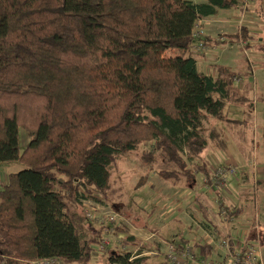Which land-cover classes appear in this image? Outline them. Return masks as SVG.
Instances as JSON below:
<instances>
[{"label": "trees", "instance_id": "1", "mask_svg": "<svg viewBox=\"0 0 264 264\" xmlns=\"http://www.w3.org/2000/svg\"><path fill=\"white\" fill-rule=\"evenodd\" d=\"M243 1L0 0V164L26 166L0 186V264H89L107 235L86 218L80 199L109 206L111 170L129 154L167 164L156 172L177 186L194 185V168L211 175L204 156L214 137L211 119L227 103L252 113L254 103L249 84H237V71L198 70L193 33L222 10L240 12ZM251 11L260 24L218 43L247 39L264 56V0ZM169 49L181 55L168 57ZM20 130L29 136L23 151ZM196 199L201 227L211 226L217 208ZM135 243L129 235L122 251L106 247L108 263L150 264L123 249ZM148 244L141 242L140 253ZM192 247L210 252L199 242Z\"/></svg>", "mask_w": 264, "mask_h": 264}, {"label": "rangeland", "instance_id": "2", "mask_svg": "<svg viewBox=\"0 0 264 264\" xmlns=\"http://www.w3.org/2000/svg\"><path fill=\"white\" fill-rule=\"evenodd\" d=\"M239 14L240 12H238L237 15L234 16V18ZM231 21H232L231 24L236 29L235 21L234 20ZM258 22H254L253 24L251 23V26L252 25L256 26L257 24L261 23ZM227 46H233L231 51L235 54L236 58L239 57L234 62L235 70H237L239 67L242 69L246 68L247 73L249 72L250 74L249 71L250 64L248 62L247 57L243 54L242 50L236 44L229 43ZM220 53L221 51H219V54ZM253 53H254V59H253L254 63L257 65L258 64L263 65L264 64L263 55L256 51ZM180 54L181 52L178 49H169L166 52V55L168 57L179 56ZM214 54H218V50H216ZM210 57L214 58L213 55H210ZM257 72L258 71H256V77H255L256 91L253 92L249 90V92L251 91L250 97H252L254 103V108L252 110L253 113L248 108H245V106H241V105L237 106L234 104L227 103L224 109L222 110V112L219 114V117L215 118L214 120L215 126L212 131L214 137H213V141L210 142L211 143L210 148H214L215 150L218 151L221 150L225 151L229 148V151L232 152V155H237V158L243 160V162L246 164V165H239V167L236 166L239 169L238 174L240 173V171L243 170L242 167H246L248 169L250 166H253L255 164V168L257 170L256 172L257 177L259 179H264V175H262V173L259 172L260 168L261 169L264 168V73L262 74L261 76L262 78H261L260 76H258ZM28 142H29V136L26 134L24 130H20V151L24 150ZM217 156L223 162V156H226V154L224 152H219ZM148 164L142 162L137 155L129 154L125 158H122L120 161H118V163L112 168L111 176L109 179V186L107 188V193H106L107 196H109V199L107 198L109 202V206L107 205L109 211L112 210L115 214L124 216V219L126 220L130 219L132 224L143 226L145 215H148V213L152 211L151 206L152 208L156 206L155 207L156 209L154 208L155 210L153 209L154 210L153 212L158 214L150 218H154L153 222L155 221V218L159 219L160 222L159 221L155 222L157 223V225H161V223H163V225H161L162 228L160 226L158 227L160 228V230L161 229L165 230L167 226H169V225H165L166 223L165 220L169 222V219L166 218V216L170 211L175 212V214L173 215L176 216V208L182 211L180 215L184 218V221H188L185 214L186 213L188 214V211L192 212V210H189L190 204L188 203L187 205H185V208L181 206L182 203H184L183 202L184 198L186 197V194H188L189 189L185 188L186 185L184 184L181 185L179 184L177 187L185 186L179 188H176L177 184L175 185V187H173L174 185L170 186L168 185L169 181L170 183L172 181L176 183L174 178L165 179L158 173H155L157 170H161V169L167 170L170 167L167 164L160 162L157 164L154 163L152 165H148ZM2 168L5 170L6 174L9 175L12 172H18L20 170H23L24 168H26V166H24L20 162H9V163L0 164L1 172H2ZM153 169H154V173H151L152 178L150 179V182L147 181L145 183V186L146 184L151 183L150 186H152V188H154L155 190L163 189L162 193L164 194V198L157 199L155 197L152 203L149 202L147 203L141 197L143 195L144 187L138 188L137 184L141 178L147 176V174L150 173L149 171L152 172ZM232 178H233L232 176L228 177V189L230 190L231 195L234 194V196H236L238 195L239 192L238 189L236 187H234L235 188L234 189L229 184ZM164 179L168 181H165ZM263 191L261 190L262 195L264 193ZM191 192L193 191L190 190V193ZM239 193L241 195L243 192L240 190ZM259 199H260V190L257 193L256 206H259L258 212L260 210ZM259 216H260V212H259ZM131 218H137L138 220L135 221ZM262 223L264 226V220L262 221ZM150 226L152 225L150 224ZM183 226L184 229H187L188 227L187 224L186 225L183 224L182 227ZM182 227L180 228V235L182 234ZM155 234L157 237L162 239L159 233L158 234L155 233ZM113 236L114 235H109L106 237H108L112 242L113 239L114 240L116 239ZM168 238L173 240L174 238H176V236L169 235ZM260 238L262 243V237ZM139 241L140 243L138 244L141 245V242L143 241L142 240ZM261 249L262 252H264V245H261L260 250ZM114 250L122 251L121 248L120 247L117 248V246L116 249L114 248ZM136 250L137 249L135 248L132 251H136ZM159 251L160 253H163L161 249ZM155 256L156 255L149 256L152 257L151 260L152 262H160L164 264V262L166 261L165 256L163 255L158 257ZM89 264H109L108 255L105 253H98L96 255L94 254Z\"/></svg>", "mask_w": 264, "mask_h": 264}, {"label": "built area", "instance_id": "3", "mask_svg": "<svg viewBox=\"0 0 264 264\" xmlns=\"http://www.w3.org/2000/svg\"><path fill=\"white\" fill-rule=\"evenodd\" d=\"M198 2L199 0H192ZM256 0H244L242 3V9L240 14L235 17V26L238 32L241 34L242 29L245 25H251L254 22H258L259 18L254 16L252 9L255 6ZM204 21H199L194 29V38L195 44L193 45L192 52L198 57L202 56L206 50H208L207 43L204 41V38L207 36V33L204 29ZM227 42L225 44H229ZM231 44V43H230ZM247 57L249 62V71L250 74L242 77H236V82L242 81V84L245 80L248 81L250 90L255 92V77L257 71V64L254 63V48H249V46H255L256 43L253 41H248L247 39H240L235 43ZM213 76H216L217 73H213ZM152 145V143H146V146ZM209 167L211 170V175L207 176L204 174L198 173L197 169L194 168V174L200 184V188L206 193L212 200L214 206L218 209L220 217L227 222H230L235 227L236 239L231 238H222L215 244V239L213 235L206 237L201 240L200 238L194 239L192 242H199L207 245H216V248L213 249L210 246L211 253L202 256L199 255L196 250L192 247V242L184 244L182 246L176 244L174 241H166L157 237L155 234L148 237L147 241L149 244L157 243L165 248L166 258L169 264H264V260L261 254V238L259 231V220L257 214L254 215L253 219V230L255 229V238L248 239V233L250 230L251 224H245L241 217H238L226 204V199L230 196V190L228 189V177H237L239 169L235 166H222L217 160H212L209 162ZM249 169L253 172L252 184L249 186V191L246 194L250 197L254 206L257 205V193L259 191V178L257 177V170L255 164L250 166ZM98 197V195H95ZM82 208L84 210V215L89 220L99 223L101 226H104L107 232V236L113 234V227L120 226L125 219L118 214H115L112 210L109 211L106 204L90 198L88 195L80 199ZM195 207V209H193ZM188 216L192 218L193 228H198L200 225L198 215L200 214L199 207L191 204L189 207ZM175 212H169L167 215L172 216ZM124 239V238H123ZM123 239L120 237L118 242H122ZM111 244V241L108 237L104 239L100 246L95 247V255L98 253H105L106 247ZM136 251H132L133 249ZM219 249L218 254H216V249ZM123 249L126 251L132 252V259L136 257L148 256V255H159V251L154 249L148 252L141 250V245L135 243L133 246H125ZM32 264H66L65 259L50 258L43 259L40 261H35Z\"/></svg>", "mask_w": 264, "mask_h": 264}, {"label": "crops", "instance_id": "4", "mask_svg": "<svg viewBox=\"0 0 264 264\" xmlns=\"http://www.w3.org/2000/svg\"><path fill=\"white\" fill-rule=\"evenodd\" d=\"M205 0H199V2H204ZM256 12V10H255ZM238 10H222L218 16L216 17H210V18H206L204 19V24H205V31L207 33V36L204 38V41H206L207 46H208V50H206L204 52V54L201 57H198L197 59V66H198V70L200 72L206 73L207 75H214L213 73H217V67L215 65H224V66H228L231 69L235 70L234 68V62L236 59L235 54L231 51L233 46H227V44L225 43H218L219 40L227 41V38H231L233 39L235 37L236 34V29L235 27L231 24V20H234V16L237 15ZM254 13V12H253ZM255 14V13H254ZM256 15V14H255ZM260 23V20L259 22ZM213 50V51H212ZM218 50V54H214L215 51ZM180 51V50H179ZM219 51H221V53L219 54ZM181 52V51H180ZM181 55V54H180ZM179 55V56H180ZM210 55H213L214 58L210 57ZM264 57V56H263ZM264 59V58H263ZM236 66V65H235ZM257 73L258 76H262V74L264 73V64H258L257 65ZM246 68L242 69V68H238L237 71L238 73L241 74V76H246L245 73L246 72ZM240 75L238 77H241ZM257 76V78H258ZM262 78V77H261ZM244 83H248L247 80L244 81ZM238 84L240 86H243L242 81L241 83L238 82ZM249 84V83H248ZM250 88V86H249ZM255 91H256V85H255ZM251 92V91H250ZM211 124L215 125L214 119H211ZM207 128H209V125L206 123L205 125ZM219 152H224L226 154V156H223V162L220 160V158L217 156L219 154ZM204 156L206 158V161L208 163L209 166V162L212 160H217L219 162L220 165L222 166H238L239 165H246L243 160L237 158V155H232V152L229 151V148L227 150H215L214 148H208L204 151ZM210 168V167H209ZM243 170L240 171L239 175H237V177H233L230 180V186L231 187H236L238 189V191L240 192V190L243 192L241 195L238 192V195L234 196V194H230V196L226 199V204L229 208H231L235 214L238 217H241L242 220L244 221V223L250 226V230L248 233V239H253L255 238V229L253 230V219H254V215L257 214L258 216V220H259V231H260V237H262V243L261 245H264V226L262 221L264 220V193L262 195L261 190H264V179H259V190H260V199H259V205H260V216H259V212H258V208L259 206H254L252 200L250 199L249 196H247L246 194L249 191V186L252 183V176H253V172L246 167H242ZM149 176H148V182H150V179L152 178V174L154 173V169L153 171H149ZM259 172L262 173V175H264V168H260ZM157 173V172H155ZM7 177L8 175L6 174L5 170L2 168V172L0 170V186H2L3 184H5L7 182ZM165 180V179H164ZM175 180V179H174ZM168 181V180H165ZM140 180L137 184V187L140 188L139 186ZM177 183V180H176ZM175 182H171L169 181L168 185H174L173 187H175L176 185ZM151 183L145 184L142 186L144 187L143 190V195L141 196L145 202H149L152 203L154 201V198L156 197L157 199H163L164 198V194L162 193L163 189L160 190H155L154 188H152V186H150ZM179 187H184V186H179ZM176 185V188H179ZM200 184L198 183V180L196 182H194L193 186H189V187H185L189 189L188 194H186V197L184 198V203H182L181 207L185 208V205H187L188 203L194 204L195 206L199 207V211L200 214L198 215V218L201 220V208H200V204H199V200H197L196 198L199 196L200 200L202 198L205 199V201H209L212 204V200L211 198L204 193V191L200 188ZM152 188V189H150ZM235 189V188H234ZM190 190H192L193 192L190 193ZM264 192V191H263ZM239 198V199H238ZM180 202V201H179ZM178 202V203H179ZM156 207V206H155ZM155 207L152 208L151 206V212L149 209V213L148 215H145L144 221H143V226H138L136 224H132V222L129 220H126L122 223V225H124V227L126 226V228L128 229L127 232H119V233H115L113 230V234L114 233L116 235H114L113 237H115L116 239L112 240L111 244L108 246L109 249H116L120 247L121 242H118V239L121 237L122 239L125 237H128L129 235L134 236L137 241L142 240L143 242H146L148 237H150L151 235L155 234V233H159L162 237V239L166 240V241H174L176 244H184L185 242L183 241V238L185 237L186 239H188L190 242L194 241V239H198L200 238L201 240L205 239L206 237H209L211 235L214 236L213 239H215L214 243L216 244L217 241H219L222 238H231V239H236V232H235V227L233 224L230 223H225L219 216L217 213V209H212L213 212L210 213L209 217L211 219V226H208L206 228H202L201 226H199L198 228H193V221L192 218H190L188 216V214L186 213L185 216L187 217L188 221H184V218L180 215V213H182V211L180 209L176 208V216H166V218L169 219V222H167L165 220V225H169L167 226V228L165 230L158 228L159 226L161 227V225H163V223H161V225H157V223H155L156 221H159V219L155 218V221L153 222L154 218H150V217H154L156 214L158 213H154L153 211L156 209ZM155 208V209H154ZM154 209V210H153ZM195 209V207L193 208ZM250 212V214H249ZM178 213V214H177ZM151 214V215H150ZM122 216V215H121ZM124 218V216H122ZM140 218V217H139ZM133 220H138L137 218H131ZM162 219V218H161ZM203 219V217H202ZM147 220V221H146ZM163 220V219H162ZM148 222V224H147ZM186 225L187 224V229H184V226L182 227V225ZM150 224L152 226H150ZM160 224V223H159ZM177 224V225H176ZM181 225V226H180ZM182 227V234L180 235V228ZM162 228V227H161ZM106 235L107 232L105 231ZM156 235V234H155ZM172 235V236H176V238H174L173 240L169 239L168 236ZM226 236V237H223ZM148 243V242H146ZM204 242H202L201 244H203ZM155 244L157 243H153V244H148L151 248L149 249H144L143 251H150V250H162L163 253H160L159 251V255H156L155 257L158 256H165L166 261L164 262V264H169L166 258V251L165 248H163L161 245L158 244V246H160V248H157L155 246ZM116 245V246H115ZM204 247H209L210 248V252L211 253V247H213V249L216 248V245L212 244V245H207V244H203ZM261 247V246H260ZM216 254H218L219 249H216ZM202 252V251H201ZM198 250V254L201 253ZM261 254L262 257L264 259V252H262L261 249ZM148 256H144V257H149ZM153 257V258H155ZM149 261L150 264H162L160 262H152V257H149ZM193 264V263H191Z\"/></svg>", "mask_w": 264, "mask_h": 264}]
</instances>
